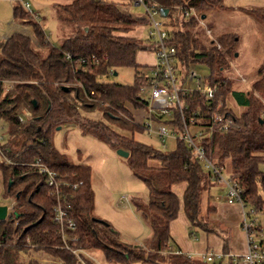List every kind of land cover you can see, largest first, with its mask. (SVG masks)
I'll return each mask as SVG.
<instances>
[{
	"label": "trees",
	"instance_id": "16d2710c",
	"mask_svg": "<svg viewBox=\"0 0 264 264\" xmlns=\"http://www.w3.org/2000/svg\"><path fill=\"white\" fill-rule=\"evenodd\" d=\"M127 1L135 4V0ZM225 2L145 0L149 8L169 10L170 43L177 49L184 76H188L193 64H205L210 70L206 85L217 86L212 101H222L227 106L233 99L240 109L239 115L232 106L228 109L236 117L238 130L216 129L201 145L210 161L240 184L248 207L264 215V67L250 90L235 89L224 71L231 67L237 36L221 35L207 48L192 30L208 13L225 11ZM187 3L195 7L198 17L182 15ZM55 7L58 31H68L59 47L51 44L40 17L26 11L20 3L13 8L14 19L22 26L32 27L35 40L20 33L0 40V122L7 126L1 143L7 161L0 162V171L5 195L15 201L7 220L0 221V264H23L19 252L30 246L44 249L67 264H77L75 256L62 248L60 227L53 220L57 198L47 185V177L34 166L36 163L58 175L62 200L71 206V216L77 224L80 241L76 249L101 251L112 264H209L177 254L179 248L171 235V223L183 210L191 229L216 233L223 240V252L230 253L226 233L209 229L202 221V195L214 178L195 158L193 150L178 138L173 140L175 149L166 153L135 139L136 133L147 131L144 124L136 121V112L148 108V103L138 96L146 79L137 63L138 53L147 47L129 34L148 24L146 19L133 16L128 5L119 1L72 0ZM238 11L264 22V7ZM77 60H85L82 70L76 71ZM127 68L135 70L132 85L101 81ZM184 100L187 108L183 113L188 122L194 118L196 125L211 126L207 111L211 100L199 93ZM27 112L31 117L22 123L19 119ZM199 112L203 117L195 115ZM95 113L103 118L92 120L90 115ZM71 123L129 153L134 175L149 192L147 201L132 200L153 234L146 247L121 242L110 223L92 216L95 193L91 166L64 161L55 145L56 128ZM171 123L176 131L183 129L180 111L175 112ZM181 184L185 185L182 201L174 191V186ZM216 211L208 207L207 213Z\"/></svg>",
	"mask_w": 264,
	"mask_h": 264
},
{
	"label": "rangeland",
	"instance_id": "374dc122",
	"mask_svg": "<svg viewBox=\"0 0 264 264\" xmlns=\"http://www.w3.org/2000/svg\"><path fill=\"white\" fill-rule=\"evenodd\" d=\"M18 2L12 0H0V38L2 39L10 31L12 24L15 22L13 8ZM28 2L31 10L37 14L44 26L45 32L50 38L53 46L59 47L66 37L68 31L59 32L57 28V11L55 5L57 3H66L72 0H23ZM108 2L123 3L127 6V0H103ZM225 11H215L207 14V17L199 21L198 25L192 30L199 42L210 48V42L219 38L221 35L234 34L237 36L235 46V55L230 64V68L224 71V76L231 78L234 82L235 89L239 91L250 90L253 81L256 79L259 71L264 67V22H259L255 17L246 15L238 8H254L264 7V0H226ZM131 14L136 17H146V11L142 6L131 7ZM159 20V17H156ZM165 26L168 25V19H163ZM29 28V26H23ZM168 27V26H167ZM169 28V27H168ZM141 37V44L147 47L143 50L145 55L153 57L151 41L148 39L150 25L146 24L135 29ZM212 31L210 38L206 30ZM131 35V34H129ZM34 39V35H33ZM35 40V39H34ZM37 43V42H36ZM148 60V58H147ZM137 57V63H145ZM151 64L153 60L149 58ZM150 64V65H151ZM141 66L143 72L145 67ZM191 73H196L198 79L191 82V86H197V83L205 81L210 77V70L205 64H193L190 67ZM117 76L104 78L101 81L111 84L132 85L135 82V70L133 68L120 69ZM246 80V83L242 82ZM13 86V84H9ZM236 114H240V109L236 106L233 99L229 103ZM146 111V110H145ZM136 121L138 123H147L144 110L136 112ZM143 119L140 120V117ZM92 120H100L103 117L99 113L90 115ZM167 119L164 118L163 121ZM1 135H6L7 126L0 122ZM135 139L147 146L153 147L155 150L166 153L175 149L173 140L167 141V148L155 136L148 133H136ZM55 145L62 155L64 161L72 164H87L92 168V187L95 193L92 216L100 218L110 223L118 234L121 242L146 247L153 234L143 214L137 212L133 205L134 198H141L144 201L149 199V192L145 184L138 179L132 168L130 167L128 158L119 155L118 149L109 145L93 133H84L83 130L74 125V123L66 124L56 128ZM158 165V163H156ZM264 171V166H262ZM229 175L225 172L223 176ZM175 192L182 201L185 185H177ZM227 188L215 180L212 185L204 191L202 195V221L212 230L224 231L226 226L233 231L238 244L244 243V233L242 227V211L238 205H229L226 201ZM127 197L129 202H123L122 198ZM15 201L13 198L6 197L5 186L3 182V174L0 171V207H7L11 214ZM208 207L220 209L214 214H208ZM224 215V216H223ZM222 216L225 218H222ZM252 219V218H250ZM264 218L260 217L259 222H263ZM172 233L175 235V247H189V243L193 245L198 252H208L210 249H216L221 243L222 238L214 232L208 233L201 228H190L185 218L183 210L180 211L178 218L172 226ZM191 233L195 234L191 236ZM228 235V234H226ZM241 241V242H240ZM184 249V248H183ZM84 264H112L108 263L101 251L92 250L83 252ZM82 264V263H78ZM140 264V263H132Z\"/></svg>",
	"mask_w": 264,
	"mask_h": 264
},
{
	"label": "built area",
	"instance_id": "2783aa9c",
	"mask_svg": "<svg viewBox=\"0 0 264 264\" xmlns=\"http://www.w3.org/2000/svg\"><path fill=\"white\" fill-rule=\"evenodd\" d=\"M12 1L18 2L19 0ZM19 3L26 11L35 14L28 2L22 0ZM134 3L137 6H142L146 11L147 15L143 18L150 25L148 39L151 41V48L154 54V63L145 67L142 72L146 82L142 86L138 96L142 101L148 103V108L146 111L144 110L147 123L140 124H144L147 128L146 133L155 136L165 147H167V141L178 138L193 150L195 158L203 164L206 172H209L215 180H218L219 183L227 188V203L229 205H238L241 208L242 227L247 238V251L242 256L232 254L231 252L226 254L224 252L216 253L213 251L184 253L179 249L177 250V254L184 253L188 258L209 264H264V225L262 222H259L260 217H262L261 214L248 207L244 200V190L240 184L230 174L225 178L223 176L225 170L215 166L210 161L206 156L204 147L201 145V141L211 137L216 129L220 132L238 130L239 126L236 122V117L230 115V111L228 110L231 106H226L222 101L218 103L212 101L215 100L217 86L210 87L206 85V81L202 80L197 83V86H191V82L198 79V75L194 72H189L187 77L184 76L177 55V49L170 43V29L165 26L163 18L160 17L155 8H149L145 4V0H135ZM187 5L185 9L182 8V15L185 18H190L191 16L198 17L195 7L190 3H187ZM156 17L160 19L157 20ZM199 21L203 23L202 20L199 19ZM206 33L212 38L211 30L207 29ZM218 48L220 49L221 46L218 45ZM67 58L72 60L70 55ZM85 63V60L75 61L76 71L82 70V66ZM112 73L110 75H113ZM242 82L246 83V80L242 79ZM195 93L202 94L208 100H211L207 105V111L210 114L212 122L211 126L196 125L194 118H191L189 122L186 120L183 111L187 108V105L184 99L186 96H191ZM176 111H180L182 116L183 129L181 131H176L175 125L171 123ZM195 115L203 117V114L200 112L195 113ZM30 117L31 114L27 112L19 120L25 123ZM155 117L162 118L163 120L166 118L167 120L154 119ZM1 130L3 128H0ZM2 142H4V138L1 135L0 162L7 161L4 155H2ZM34 166L38 168L40 174L47 177V185L52 189V194L57 198L53 220L60 227L62 248L75 256L77 264H84L82 258L83 251L75 248L80 241L77 235V224L71 216V206L62 200L61 182L58 179L57 173L39 163L34 164ZM122 201L129 202V199L124 197ZM19 258L23 264H67L60 257L44 249L32 246L27 250H21Z\"/></svg>",
	"mask_w": 264,
	"mask_h": 264
},
{
	"label": "crops",
	"instance_id": "0c3cea01",
	"mask_svg": "<svg viewBox=\"0 0 264 264\" xmlns=\"http://www.w3.org/2000/svg\"><path fill=\"white\" fill-rule=\"evenodd\" d=\"M128 2V1H127ZM134 5V7H139V6H137L136 4H131L130 3V5H129V3H128V9H129V11H130V13H131V7ZM262 7V6H261ZM57 28H58V25H57ZM140 32V31H142V29H139V30H134V31H132L130 34V36L131 37H134V38H136V39H141V37L137 34V32ZM14 33H20V34H23V35H26V36H29V37H32L33 38V35H34V33H33V28L32 27H29V28H25V27H23L22 25H20L19 23H17L16 21L12 24V27H11V29H10V31L8 32V34L7 35H5L2 39L0 38V40H3V39H7V38H9L12 34H14ZM139 57L143 60V62H144V59L145 60H147V58H148V60H149V58L150 59H152L153 60V63H154V58L153 57H148L147 55H145L144 54V52H140L139 53ZM146 61L145 63H141V62H139V64H143V65H150L151 64V62L150 61ZM152 63V64H153ZM151 64V65H152ZM145 65V66H146ZM139 111V110H138ZM137 115V114H136ZM141 119H143V117L141 116L140 117V120ZM184 189H185V187H184ZM184 189H183V191H184ZM174 191H175V187H174ZM218 210L217 211H219L220 212V209L219 208H217ZM239 209L241 210V208L239 207ZM185 215V214H184ZM224 216V215H223ZM222 216V218H224ZM261 216L264 218V215H262L261 214ZM185 218H186V220L188 221V219H187V217H186V215H185ZM226 218V217H225ZM224 218V219H225ZM173 223L174 222H172L171 223V235H172V237L174 238L175 237V235L172 233V226H173ZM263 223V225H264V221L262 222ZM188 224H189V221H188ZM189 226H190V224H189ZM224 232L226 233V234H228V235H226L225 234V236L229 239V248H230V252L232 253V254H235V255H239V256H242L244 253H246V251H247V238H246V234H245V232L243 231V233H244V243H240V245L238 244V242L239 241H237V239H236V236H235V234L233 233V231L231 230V229H229L227 226H226V229H224ZM175 239V238H174ZM241 242V241H240ZM184 248V249H183ZM209 248V250H211V251H213V252H216V253H218V252H223V240H222V243L216 248V249H210V247H208ZM179 250H181V251H183L184 253H192V252H198L195 248H193V245L191 244V243H189V247H187L186 245H185V247H179Z\"/></svg>",
	"mask_w": 264,
	"mask_h": 264
},
{
	"label": "water",
	"instance_id": "95a60500",
	"mask_svg": "<svg viewBox=\"0 0 264 264\" xmlns=\"http://www.w3.org/2000/svg\"><path fill=\"white\" fill-rule=\"evenodd\" d=\"M155 10L160 14V17L167 20L169 17V10L168 9H164L161 7H155ZM206 17L203 16L202 19H205ZM114 76H117V73L114 74ZM34 106H37V103L34 101ZM119 155L124 157V158H128L129 157V153L125 152L123 150H120ZM9 216V209L7 207H0V221H5L7 220Z\"/></svg>",
	"mask_w": 264,
	"mask_h": 264
}]
</instances>
